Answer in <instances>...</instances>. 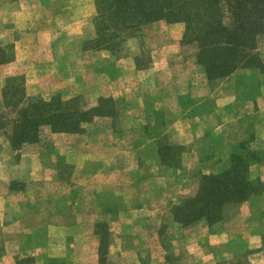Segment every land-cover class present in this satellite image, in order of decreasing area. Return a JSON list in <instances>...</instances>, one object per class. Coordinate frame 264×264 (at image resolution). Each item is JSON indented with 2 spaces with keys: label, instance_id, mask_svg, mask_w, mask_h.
I'll list each match as a JSON object with an SVG mask.
<instances>
[{
  "label": "rangeland",
  "instance_id": "1",
  "mask_svg": "<svg viewBox=\"0 0 264 264\" xmlns=\"http://www.w3.org/2000/svg\"><path fill=\"white\" fill-rule=\"evenodd\" d=\"M97 17L95 0H0V48L3 47L12 54V62L17 58H37L28 68V77L20 75L25 80L26 100L19 109L6 107L2 94L6 79L0 82V193L5 192L7 178L12 176L13 166L24 148L31 145L15 147L12 142L13 124L21 108L32 100L49 99L56 93L61 94L64 100L80 97L81 104L86 107L96 106L101 98H113H97L91 93L79 92L81 90L75 82L77 74L82 79H88L87 74H91L88 71H92L93 67L101 73L111 69L103 63L107 59L100 62L102 64H97L100 60H96L97 57L88 52H109L111 56L107 62L110 61L113 65V61L130 57L139 51L135 58L136 65L138 60L140 66L137 68L150 70L159 82V66L156 68L153 65L155 58L159 62V53L155 55L154 50L147 47L143 28L163 21L168 27L174 26L181 30L177 43L187 58H190L191 65L201 69L196 71L197 75L200 72L206 76L204 68L196 61L197 45L183 43L184 23L169 24L165 20L150 22L127 34L115 52L106 49L85 50L84 43L96 37ZM36 45L42 49L40 55L34 51ZM256 45L255 53L264 64V31L258 36ZM241 78L242 85L249 91L257 82L262 84L252 91L259 95L254 96L256 99L253 100L252 108L261 112L264 108V75L261 73L243 68L215 84ZM141 85H137L135 90L122 98H113L120 109L119 114L121 110L135 109V115L98 117L90 125H84L87 130L94 132L96 126L92 124L97 120L102 121L97 132L104 133L102 138L105 140H109L107 134L109 135V126H112L116 134L112 135L115 140L125 139L126 143H132L133 139L139 143L147 139L154 141L144 151V156L152 163L141 164L140 172L137 170L136 173H139L134 175L133 187L125 195V202L116 204L118 210L123 207L126 209L122 212L117 210L109 216H98L99 221L111 218L115 220L109 226L112 243L108 264H264V138L257 137L255 117L245 112L251 106H242L238 121L240 123L236 126V131L228 134V140L231 145L243 143L248 146V151L256 152V159L260 162L253 163L252 155L248 161L252 163L246 164V167L249 165L247 177L254 182L256 194L249 200L229 206L227 215L221 222L209 224L206 220H201L193 225L183 226L174 219L173 208L197 193L203 175H218L223 172L229 166L233 149L222 151L217 140L216 147L212 149L214 154H209L202 137H195L192 143L195 148H192L191 144L183 145L180 141L173 140V129L167 134L168 140L162 141L164 135L159 131V126L171 124L175 117H168L165 112L159 111V87L151 90L147 84ZM147 94L150 98H146ZM139 99L144 100V105H141ZM201 100L199 98L196 101V106H192L194 108L189 107L190 113L198 116L197 118H201L205 112L202 106L205 101ZM142 106L146 113L150 111L146 117L137 114L138 108ZM182 109L186 110L187 107ZM261 118L263 117L258 121ZM140 123H147L151 133L142 129L147 126L133 127ZM230 127L234 129L235 122ZM51 134L48 126L41 129L38 143L43 147L44 156L54 150ZM157 135L159 138L149 139ZM113 138L109 141H113ZM161 142L172 148L165 157L168 165L159 157L158 143ZM193 150L197 151L199 160H195V155L194 159L187 160ZM64 160L68 165L73 163L69 158ZM68 174L63 176L65 180L69 179ZM64 179L35 183L29 182V178L24 175L9 181L10 192L12 189L32 190L39 184L51 195L48 199L44 196L47 204L36 200L39 196L32 195L36 199L27 209L13 211L17 215L13 221L4 226L0 223V264H16L27 258L32 260L30 264H100V239L95 234L92 221L97 213L93 211L91 196L89 197L86 186H80V181L75 177L69 179L70 182ZM67 183L76 185L74 192L78 197L81 196L73 198V205L68 204L69 200L63 193L68 187ZM10 199L11 203H26V196H16L14 200L11 196ZM77 199L82 200V203L75 205Z\"/></svg>",
  "mask_w": 264,
  "mask_h": 264
},
{
  "label": "crops",
  "instance_id": "2",
  "mask_svg": "<svg viewBox=\"0 0 264 264\" xmlns=\"http://www.w3.org/2000/svg\"><path fill=\"white\" fill-rule=\"evenodd\" d=\"M166 26L165 22L159 21L152 24V26L143 28L147 47L154 50L155 55L159 53V62L156 58L153 62L156 68L159 66V82L157 76L152 74L150 70L137 68L135 58L138 56L139 51L133 53L130 57L125 56V58L123 57L118 61H113V65L110 61L107 62L111 56L109 52H88L97 57L96 60H100L97 64H102L100 62L107 59L103 63L111 69L101 73L95 71L93 67L92 71H88V73H91L90 77L87 74L89 80L87 78V80L82 79L77 74L79 80L77 79L75 82L77 88L81 90L79 92L91 93L97 98L113 97L118 99L135 90L137 85L147 84L151 90L159 87V111L162 110L168 117H175L173 124H163L159 126V131L161 130L163 135H167L173 129V140L180 141L183 145L191 144L192 148H195L192 144L195 137H202L206 142V148L209 149V154H214L212 149L216 147L217 140L222 151L231 150L235 147L236 144L231 145L229 143L228 134L237 130L236 126L240 123L238 121L241 118L240 110H242V106L247 104L245 107L251 106V109H247L245 112L247 115L255 117L257 137L262 136L261 138H264V108L260 110L261 112L252 108L254 106L253 100L256 99L254 96L259 95H255L256 93L249 91L248 88L245 89L242 85V78L230 82L224 80L221 83L212 85L204 74L199 72V75H197L196 71L200 68L191 65L190 58H187V55L177 43L181 30L174 26ZM31 49L29 48V50ZM34 49L39 55L42 53V49L38 45ZM36 60L37 58L25 60H18L17 58L12 63L0 65V82L8 77L20 75L28 77V68ZM84 84L88 86L85 87ZM143 98L145 97L143 96ZM146 98H150V95L147 94ZM199 98H202V102L203 99L205 101V104H202L205 112L201 118L192 115L189 109V107L194 108L196 106V101H199ZM139 100L141 105H144V100ZM193 105L194 107H192ZM183 107H187V109L183 110ZM138 109V116L146 117L150 113V111L146 113L144 106ZM127 114L135 115V109L132 111L121 110L119 117ZM259 116L263 118L258 121ZM233 122H235L234 129L230 127ZM101 123L102 121L97 120L92 124L96 126L94 127L96 128L95 133L87 130L85 126V132L82 134H51L54 150L47 156L43 155V147L40 143L31 144L24 148L25 150H23L18 162L13 166L12 176L7 178L8 185L5 192L0 193L1 226L13 221L14 216H17L15 213L13 214V211L18 212L20 209H27L30 206L29 204L36 199L34 196H39L36 200L42 203L44 196H47L48 199V196L51 195L45 187L38 186L39 184L38 187L34 186L32 190L12 189L10 192L9 181L26 175L29 182L46 183L49 182L48 180L64 179L63 176L67 173H69L68 178L70 180L75 177L80 181V186H86L87 193L89 197L91 196L93 211L97 213V216L93 217L92 220L94 227L99 222H106L110 226L115 221L112 218L99 221L98 216L103 214L109 216V214L115 213L118 210L116 204H120V201L125 202V195L133 187L134 177L140 172L141 164L152 163L149 158L144 156V151L146 147L153 145L154 141L147 139V141L139 143L136 139H133L132 143H126L125 139H122V141L115 140L112 135L116 136V134L113 132L112 126H109V135L107 134V136L109 140L113 138V141L105 140L102 138L104 133L97 132V128H101ZM136 126H147V123L133 125L134 128ZM194 155L196 160L198 157L196 150H193L190 154L191 157L187 160L194 159ZM65 158H69L73 163L68 165L69 163L67 164ZM47 163L50 165H47ZM137 170L138 173H136ZM72 171H74V174H72ZM59 174H61V177ZM1 181L0 179V184ZM66 185L68 187L63 193L69 200L68 204L73 205V198H81V196L78 197L74 192L76 185L72 186V183ZM11 196L13 200L16 196L20 198L26 196V203L16 201L11 203ZM108 198L109 201H107ZM78 202L82 203V200L77 199L75 205ZM108 202L113 203L112 205H104ZM44 203L47 204L45 201ZM7 206L10 207L7 208ZM125 209L123 207L119 210L122 212ZM83 211H85V207Z\"/></svg>",
  "mask_w": 264,
  "mask_h": 264
},
{
  "label": "trees",
  "instance_id": "3",
  "mask_svg": "<svg viewBox=\"0 0 264 264\" xmlns=\"http://www.w3.org/2000/svg\"><path fill=\"white\" fill-rule=\"evenodd\" d=\"M95 4L98 11L96 37L84 43L85 50L115 52L127 34L147 23L165 20L169 24H185L183 43L197 45L196 61L204 68L210 84L243 68L264 75V64L255 53L257 38L264 31V0H95ZM12 60V54L1 47L0 65ZM261 85L258 82L250 91ZM2 94L6 107L19 109L26 100L24 77L6 78ZM119 110L113 98H101L93 107L82 105L80 97L64 100L59 93L49 99L32 100L18 111L12 142L15 147L38 143L45 126L52 134H82L85 124L98 117L116 118ZM144 129L151 133L150 127ZM156 132L155 128V135ZM157 137L159 135L149 139ZM167 140V135L162 136V141ZM167 146L158 143L159 157L165 165H168L165 159L168 150L172 149ZM247 147L243 143L235 145L229 166L223 172L202 176L197 193L173 208L178 223L189 226L201 220L209 224L221 222L229 206L256 194L254 182L247 177L249 165L246 167V164L252 155L253 163L260 160L256 159V152L248 151ZM95 234L100 239L99 263L108 264L112 243L108 223H97ZM30 263L32 260L27 258L16 264Z\"/></svg>",
  "mask_w": 264,
  "mask_h": 264
}]
</instances>
